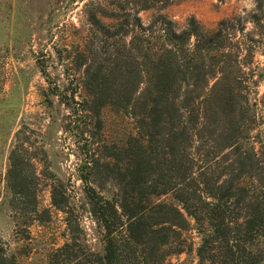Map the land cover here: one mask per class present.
<instances>
[{"label":"trees","instance_id":"obj_1","mask_svg":"<svg viewBox=\"0 0 264 264\" xmlns=\"http://www.w3.org/2000/svg\"><path fill=\"white\" fill-rule=\"evenodd\" d=\"M169 1L85 2L76 87L86 95L76 87L67 99L56 93L76 114L95 117L96 128L107 104L134 124L123 143H101L87 158L91 176H80L98 246L89 243L62 179L46 166L37 170L36 147L21 136L26 129L15 133L10 203L22 214H47L38 210L40 172L51 203L66 212L71 234L49 253L53 263L170 264L166 257L183 250L192 226L200 233L196 264H264V113L249 97L257 91L248 65L253 37L237 14L208 30L193 15L179 28L164 12L148 20L139 14ZM257 6L262 11L264 0ZM96 171L115 181L114 194L93 184ZM0 264H19L1 241Z\"/></svg>","mask_w":264,"mask_h":264},{"label":"rangeland","instance_id":"obj_2","mask_svg":"<svg viewBox=\"0 0 264 264\" xmlns=\"http://www.w3.org/2000/svg\"><path fill=\"white\" fill-rule=\"evenodd\" d=\"M87 1L0 0V241L19 264H61L51 262L49 253L71 233L66 212L51 203L49 179L40 172L38 210L48 208L47 214H22L10 203L6 170L16 131L26 129L21 136H28L30 147H36L37 170L46 166L65 183L72 211L94 247L99 244L98 232L88 211L86 183L80 176H91L92 163L87 158L99 151L101 143H123L134 131L132 118L109 104L102 108L101 125L96 128L95 117L89 112L76 114L56 94L63 91V99L70 98L76 85H81L83 65L76 53L88 31L82 12ZM160 11L176 21L179 28L193 15L206 30L224 17L241 15L244 30L253 37L252 62L248 65L255 69L257 91L250 92L249 97L257 100L259 111L264 113V6L261 11L257 0H170L159 8L140 10L139 14L148 20ZM252 12H258L260 23L253 20ZM75 89L86 95L82 88ZM77 92L75 98L79 100L82 96ZM39 145L45 154L37 148ZM93 175V184L102 194L111 196L116 192L113 179L100 171ZM161 198L168 199L169 195ZM182 239L183 250L167 256L166 261L196 264L200 233L190 226Z\"/></svg>","mask_w":264,"mask_h":264}]
</instances>
